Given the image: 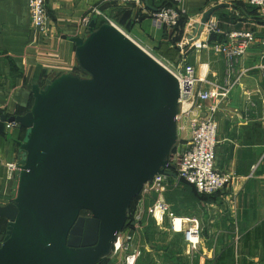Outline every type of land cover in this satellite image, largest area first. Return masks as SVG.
I'll return each mask as SVG.
<instances>
[{
	"label": "crops",
	"instance_id": "1",
	"mask_svg": "<svg viewBox=\"0 0 264 264\" xmlns=\"http://www.w3.org/2000/svg\"><path fill=\"white\" fill-rule=\"evenodd\" d=\"M46 5L49 20L43 34L32 23L29 0H0V206L12 202L17 170L9 165L18 166L17 142L26 133L9 120L32 109L35 85L44 88L58 75L79 74L73 39L87 38L89 26L96 20L97 25L116 26L156 59L173 65L188 63L197 78L210 83L196 88L210 91L205 109L179 120L173 156L187 151L196 118L214 117L218 123L215 167L233 179L216 194L200 198L194 185L167 176L165 194L172 215L192 217L196 207L201 243L186 254L174 250L180 240L186 251L185 235L169 230L171 223L167 228L148 223L152 220L148 210L155 200L149 197L148 206L142 207L139 228L131 225L127 231L135 233L134 248L145 247L137 264H264V8L247 0H187L186 13L180 18L184 27L168 28L158 26L153 14L168 5L178 7L170 0H142L141 5L117 0H46ZM93 9L103 15L91 14ZM208 15L207 23L217 22L220 32L209 34L205 28L196 35V26ZM87 18L90 22L85 24ZM233 32L255 36L246 55L233 63L211 48H196L205 40L210 46L224 43ZM224 89L226 95L222 96ZM179 202L187 203L188 215L174 209ZM7 226L8 221L0 217V240ZM155 232H159L158 240ZM122 254L110 256L107 264H125L127 253Z\"/></svg>",
	"mask_w": 264,
	"mask_h": 264
},
{
	"label": "water",
	"instance_id": "2",
	"mask_svg": "<svg viewBox=\"0 0 264 264\" xmlns=\"http://www.w3.org/2000/svg\"><path fill=\"white\" fill-rule=\"evenodd\" d=\"M73 42L79 74L35 85L32 109L9 120L26 133L12 202L0 206V264H101L145 185L178 178L177 78L112 24L93 20Z\"/></svg>",
	"mask_w": 264,
	"mask_h": 264
},
{
	"label": "built area",
	"instance_id": "3",
	"mask_svg": "<svg viewBox=\"0 0 264 264\" xmlns=\"http://www.w3.org/2000/svg\"><path fill=\"white\" fill-rule=\"evenodd\" d=\"M123 4L141 5L142 0H117ZM178 7L163 8L153 14V20L158 26L175 28L179 24L182 14L186 13L184 4L187 0H170ZM248 4L257 8H264V0H247ZM29 8L31 20L37 31L46 34L48 27V12L46 0H29ZM91 14L102 16L99 9H93ZM90 22L89 18L85 20V24ZM206 31L209 34L219 33L217 22L210 20L206 26ZM255 42V36L252 32H233L228 35L227 41L219 44H208L205 40L203 43L196 46L197 50L211 48L214 52L221 55L227 62L233 63L237 59L244 57L248 52L250 46ZM151 55V54H150ZM154 57V56H153ZM158 60L169 72H171L179 81L180 86V105L181 113L179 120L185 116H191L196 110H204V104L211 99L210 91H197V85L210 83L196 77L195 68L188 63L181 65H173L165 60ZM214 86V85H213ZM222 92L221 95H226ZM213 112L214 110L209 109ZM192 123V137L188 144V149L182 154L172 156V163L175 166V173L179 180L185 181L196 187L199 193L206 195H214L220 190L224 189L229 184L233 183V179L226 174H221L216 170V147L218 143V123L214 117H198ZM12 126L17 124L12 123ZM174 157V158H173ZM9 167L13 170H18L16 164H10ZM167 176L157 175L152 181L147 183L139 198L138 212L134 214V221L129 223L132 228H137L141 219L142 207L144 201L149 197H154L155 200L150 206L149 215L159 223L163 215L168 213L170 207L163 200L160 199L168 191V184L166 182ZM144 198V200H143ZM137 210V209H136ZM180 221L182 226L177 230V222ZM187 226V228H183ZM172 229L175 233H184L186 241L192 246L193 250L198 249L200 243L202 228L198 219H174L172 222ZM135 242V233L130 232L125 239L122 234L114 243L111 254L127 253L125 264H137L139 258L142 256V248L133 247Z\"/></svg>",
	"mask_w": 264,
	"mask_h": 264
},
{
	"label": "rangeland",
	"instance_id": "4",
	"mask_svg": "<svg viewBox=\"0 0 264 264\" xmlns=\"http://www.w3.org/2000/svg\"><path fill=\"white\" fill-rule=\"evenodd\" d=\"M197 192H198V190H197ZM199 193V192H198ZM200 194V198H203V197H207V196H210V195H206V194H202V193H199ZM168 195V193L167 194H164V195H162L161 196V198L160 199H163L168 205H169V207H170V209H169V211H168V213H166L165 215H163L160 219H158L160 222L159 223H157L155 220H153V218H152V220H148V223L149 222H151V224L150 225H152V224H155V222L158 224V226L161 228V227H166L167 228V224H172V222H173V220L174 219H192V218H194L195 217V215H196V213L198 212L197 211V208L195 207V209H193V212H191V209H190V212H191V215H193L192 217H186V216H184V217H186V218H178V217H182V216H178V217H175V216H173L172 215V211H170V210H173L172 209V207H171V205H170V203H168L167 201H166V196ZM203 196V197H202ZM153 197H156L157 198V196H153ZM143 200H144V198H143ZM151 202H153V201H151ZM148 204H149V201H144V207L146 208V206H148ZM152 205V203L150 204V206ZM138 206H139V201L137 200V202H136V204H135V209H137L138 208ZM174 209L175 210H179L181 213H182V215H188V205H187V203H186V205H185V203H182V202H179V203H175L174 205ZM142 210H144L143 208H142ZM134 214H136V212L134 211V212H132V217H130L131 219H129L128 218V223L129 222H133L134 221V219H133V217H134ZM140 227H141V229H143V225L141 226L140 225ZM172 227V226H171ZM170 227V225H169V230H173L172 228ZM139 228V224H138V227L136 228V229H138ZM184 229L185 228H187V226H185V227H183ZM202 228V227H201ZM141 229H139V232H141ZM129 230V226L121 233L122 234V238L123 239H125L126 238V236L128 235L127 234V231ZM174 232V231H173ZM169 233V232H168ZM175 233V232H174ZM153 234V233H152ZM169 234H171V233H169ZM182 234H184V233H182ZM185 235V234H184ZM154 236H155V238L154 239H156V240H158L159 238H160V235H159V232H155L154 233ZM166 236V235H165ZM167 237V236H166ZM165 237V238H166ZM185 240H186V237H185ZM200 243H201V241H200ZM200 243L198 244V248H199V245H200ZM134 247V246H133ZM140 248H142V256H143V254H144V252H145V247H140ZM178 250V252L180 253V254H186V252L187 253H189V252H192V246L186 241V251H185V245L183 244V243H181V241L180 240H177V242H176V244H175V246H174V250ZM125 254L124 252H119V253H117V254H115V255H112V257L113 258H117L120 254ZM122 254V255H123ZM141 256V257H142ZM184 256V255H183ZM140 257V258H141ZM139 258V259H140ZM181 263H183V261L181 260ZM168 264H172V263H168Z\"/></svg>",
	"mask_w": 264,
	"mask_h": 264
},
{
	"label": "trees",
	"instance_id": "5",
	"mask_svg": "<svg viewBox=\"0 0 264 264\" xmlns=\"http://www.w3.org/2000/svg\"><path fill=\"white\" fill-rule=\"evenodd\" d=\"M167 7H172V6H170V5H168ZM184 21H183V19L179 22V25H178V27H176V28H183L184 27ZM100 26H102V25H97V28H99ZM24 138H25V136H24ZM24 138H23V140H24ZM195 191V190H194ZM196 192V191H195ZM199 196H200V194L199 193H197ZM203 197V196H202ZM139 198H140V196L139 197H137L133 202H132V204H131V206H130V209H129V219H131L130 218V216H131V214H132V212H134V211H136V209H135V204H136V202H137V200H139ZM83 213H85V212H83ZM82 213V214H83ZM130 223V222H129ZM129 223H128V226H129ZM127 226V227H128ZM130 227V226H129ZM101 264H107V261L105 260V261H103Z\"/></svg>",
	"mask_w": 264,
	"mask_h": 264
},
{
	"label": "bare ground",
	"instance_id": "6",
	"mask_svg": "<svg viewBox=\"0 0 264 264\" xmlns=\"http://www.w3.org/2000/svg\"><path fill=\"white\" fill-rule=\"evenodd\" d=\"M180 221L177 222V229L181 228L182 226L180 225Z\"/></svg>",
	"mask_w": 264,
	"mask_h": 264
},
{
	"label": "flooded vegetation",
	"instance_id": "7",
	"mask_svg": "<svg viewBox=\"0 0 264 264\" xmlns=\"http://www.w3.org/2000/svg\"><path fill=\"white\" fill-rule=\"evenodd\" d=\"M82 215H83V216H89V213H86V212H85V213H83Z\"/></svg>",
	"mask_w": 264,
	"mask_h": 264
}]
</instances>
